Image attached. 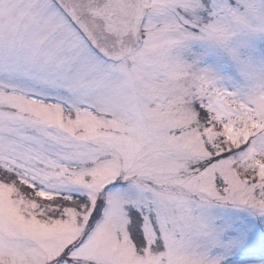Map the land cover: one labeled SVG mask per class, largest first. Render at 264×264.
Masks as SVG:
<instances>
[{"label":"snow or ice","instance_id":"snow-or-ice-1","mask_svg":"<svg viewBox=\"0 0 264 264\" xmlns=\"http://www.w3.org/2000/svg\"><path fill=\"white\" fill-rule=\"evenodd\" d=\"M0 264H264V0H0Z\"/></svg>","mask_w":264,"mask_h":264}]
</instances>
